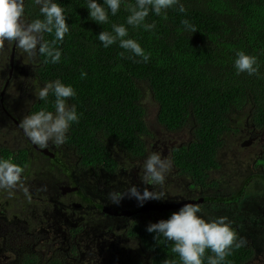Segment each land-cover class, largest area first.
<instances>
[{
    "label": "trees",
    "instance_id": "obj_1",
    "mask_svg": "<svg viewBox=\"0 0 264 264\" xmlns=\"http://www.w3.org/2000/svg\"><path fill=\"white\" fill-rule=\"evenodd\" d=\"M57 2L65 9L70 27L63 43L56 45L62 51L61 61L45 64V58L38 55L32 64L41 85L60 79L76 90L77 95L68 103L75 104L82 115L79 123L72 124L64 145L76 153L80 168L112 174L118 167L115 153L131 160L144 158L145 137L151 136L146 103L152 102L156 123L167 132L179 133L186 125L191 126L193 139L171 148L170 160L176 174L188 184L217 186L211 177L220 166L217 155L225 137L243 126L264 130V0H181L185 13L170 8L167 20L149 13L146 21L156 23L153 32L126 25L130 13L124 5L115 16L109 12V22L101 25L89 19L87 0ZM24 17L29 22L42 18L34 0H25ZM184 19L197 30H183ZM114 23L125 24L129 37L151 53L148 63L135 62L140 57L130 58L132 54L121 49L118 42L103 47L97 35L111 31ZM53 38L52 34H44L45 40ZM238 50L258 57L259 75H237L234 61ZM120 52L125 56H119ZM82 70L87 72L84 79L80 76ZM54 100L51 92L47 103L37 96L28 107V115L41 109L54 112ZM8 153L3 147L0 160H8ZM62 158L58 153L44 158V167L39 170L56 175L63 161L67 165ZM10 162L24 166L17 156ZM256 166L264 167V153ZM163 201H169L168 196ZM173 212L165 213L164 218ZM148 225H136L131 230L139 235V249L148 251L147 262L124 256L120 264H163L166 259H175L179 264L178 254L172 252L174 242L163 237L154 239L155 233L147 231ZM111 228L113 225H109ZM211 255L214 253L206 250L204 264ZM253 255L254 250L243 244L227 259L231 264H246ZM54 264L65 263L56 259Z\"/></svg>",
    "mask_w": 264,
    "mask_h": 264
},
{
    "label": "flooded vegetation",
    "instance_id": "obj_2",
    "mask_svg": "<svg viewBox=\"0 0 264 264\" xmlns=\"http://www.w3.org/2000/svg\"><path fill=\"white\" fill-rule=\"evenodd\" d=\"M5 44L6 41L3 46ZM3 50H8L9 53L5 55L6 61L0 63V157L2 148L6 147L9 151L7 159L11 161L13 156L19 157L20 161H24L22 167L24 171L21 180L14 188L0 189V264H54L56 259L67 264L70 255H75V250L80 256L77 264H102L99 261L101 253L99 254L96 251L102 250L105 241L108 249L115 254V264H120L124 256L129 259L137 257L144 260L143 262H147L148 251L139 249L142 245L138 239L139 235L131 231L134 226L138 225L139 228L142 227L140 225L145 224L136 219L139 215L148 212L150 214V222L148 223H156L165 219V213L178 211L182 206L177 209H143V206L152 204L145 202L141 206V204H137L138 201L130 205L123 204V200H121V204L114 203L112 207L99 201L85 186H82V188L73 179L71 175L72 166L69 162H66V165L63 161L64 166L61 165V170L56 172V175L53 174L55 177L49 175L48 171L39 170V168L44 167V158L53 157L55 153L62 157V154L60 151H51L53 146L51 141L49 142L50 146L47 148H41L39 145L34 144L20 126L23 118L28 115L29 105L38 95L36 94L28 99L29 105L26 110L20 108L19 104L25 94L20 92L22 84L20 80L17 81L19 77H15L17 66L13 63V60L16 54V46L12 43L5 46ZM33 67L32 64L31 74L35 77ZM182 132L191 135V126L186 125L179 133ZM261 133L264 134V130ZM171 134L162 128L157 136L159 145L156 147L158 150H155V152L162 154L163 151L168 156L174 145H183V142L178 143L177 139L171 140ZM149 140L150 137H145V143H149ZM263 153L264 144L263 150L257 159H260ZM114 157L131 161V158L127 155ZM79 161L77 159L75 162L77 168H80ZM117 162L118 167L112 174L97 168H87L83 171L89 173H86L87 179L93 183L104 181L106 175L113 176L117 170H122L125 167L121 166L118 159ZM67 166L70 168L69 171L65 168ZM127 167L131 168L130 166ZM257 167L263 172L256 173L258 174L256 177L264 183V167ZM251 174L255 173H250L247 176ZM246 177L242 180L238 190L234 192L222 189L217 179H215L217 186L210 184L207 186L193 185L186 182L181 186H175L176 189L169 192L168 195L162 193L161 200L168 196L169 201L162 203L174 204L181 201L198 203L203 209L202 214L205 216L211 214L214 219L218 218L213 216L214 213H218L219 208H221L222 214L219 217H227L231 225L236 227L238 237L241 240L240 228L243 216L240 212V199L247 184L254 178ZM83 180L90 183L86 179ZM58 187L62 193L59 192ZM52 190L56 194L52 193ZM195 190L197 194H195ZM155 204V206H159V203L155 202ZM86 206L88 207L85 208ZM80 208L83 209L71 212L70 217L67 219L63 218V215L69 212L68 209L74 211ZM229 209L232 210L230 213L227 212ZM48 211L54 214V217L50 218ZM84 211H90L93 215L85 217ZM109 225H113V228L109 229ZM44 227L48 231L44 230ZM75 227L79 228L78 231H72ZM115 229L120 230V236L116 237L114 235L113 230ZM105 231H108L107 239L103 235ZM60 235H65V238L59 239ZM120 237L124 238V242L118 241ZM66 238H68L67 242ZM71 240L73 241L72 245ZM129 241L137 244L132 255L125 244ZM242 241L244 245L249 246L255 252V255L246 264H264V242L255 245L250 238ZM58 243L65 245L63 250L68 252L67 256L60 258L57 255L60 249L55 250L53 246ZM85 250L88 251L82 254ZM102 253L106 254L107 252Z\"/></svg>",
    "mask_w": 264,
    "mask_h": 264
},
{
    "label": "clouds",
    "instance_id": "obj_3",
    "mask_svg": "<svg viewBox=\"0 0 264 264\" xmlns=\"http://www.w3.org/2000/svg\"><path fill=\"white\" fill-rule=\"evenodd\" d=\"M39 6L40 17L26 21L25 0H0V54L7 55L8 50L3 48L15 43L18 49L29 57L43 56L44 63L56 64L61 61L62 51L56 47L62 44L66 34L70 33L69 24L66 22L65 9L57 0H34ZM124 5L130 14L126 18V25L146 32H153L156 23H148L146 18L150 12L167 20V10L177 8L181 13L186 8L181 0H87L86 8L89 19L98 24L109 22V12L115 16ZM183 30L191 33L197 30L196 26L188 19L181 21ZM125 24H112V30H103L97 36L104 48H109L118 42L121 49L140 57L139 61L148 63L151 53L147 52L141 44L129 37V30ZM52 34L51 41L44 39V34ZM6 41L5 46H3ZM125 56V52L118 54ZM33 59V58H32ZM234 67L237 75L247 73L249 76L259 75L260 65L256 55L246 54L243 50L236 52ZM81 79L87 77V72L81 71ZM40 82V80H39ZM37 86L35 80L32 81ZM55 97L53 107L55 111L41 109L23 118L20 126L30 140L41 148H47L49 142L55 146L63 145L68 139V132L73 123H79L82 113H78L75 104H69V98L77 95L70 84L63 83L60 79L50 81L39 87L38 99L47 103L49 93ZM157 121V120H156ZM141 139H143L141 137ZM171 163L162 158L159 152H151L142 165V182L151 185H163L166 173L170 170ZM24 169L8 160H0V188L11 189L21 180ZM27 192V190H25ZM112 203L119 204L125 197L136 198L141 206L148 199H161L163 196L145 188L141 192L137 186L132 185L126 192L112 191L108 193ZM203 209L198 203H185L178 211L173 212L169 218L156 223H148L147 231L155 233L154 239L163 237L166 241L174 242L172 252L178 254L179 264H204L206 250H211L214 255L207 256V264H231L227 258L234 249L243 246L237 232L228 221L227 217H218L206 220ZM163 264H177L175 259L164 260Z\"/></svg>",
    "mask_w": 264,
    "mask_h": 264
},
{
    "label": "rangeland",
    "instance_id": "obj_4",
    "mask_svg": "<svg viewBox=\"0 0 264 264\" xmlns=\"http://www.w3.org/2000/svg\"><path fill=\"white\" fill-rule=\"evenodd\" d=\"M14 53H15V49H14ZM32 58L33 57H29L27 54L23 53L21 49H18L16 47V54L14 56L13 63L16 64L17 66L15 77L16 78L19 77L17 81L20 80V83L22 84V90H20V92L25 94L24 96H22L21 102L19 104L20 108L24 110H26L29 105L28 99L38 94L37 92L39 91V87H43V85L39 83V80L33 77V75L31 74V66L33 63ZM6 59H7L6 56L0 54V63H3V61H6ZM33 80L37 82V86L33 85L32 83ZM146 111H147L146 121L147 123H149L148 128L151 131V136L147 137V138L150 137V140L149 143L146 142L147 151L144 158L133 159L130 161L117 157V159L121 163V166H125V167L122 170H117V172L113 176L106 175L104 181H99L96 183L89 181L87 179V174H86L88 172L83 171V169L77 168L75 166V162L77 161V158L75 156L76 153H74L73 150H71L70 148L65 147L64 144L60 146H55L53 144L51 151L53 152L60 151L65 161L69 162L72 166L71 175L73 179L76 182H78L81 187L85 186L90 191V193L94 194V196L99 201L106 203L109 206L112 205L114 206V203H112L111 200L109 199L108 196L109 192L112 191L126 192L128 188L131 187L132 185L137 186L141 192H143L145 188H148L150 191L154 190L156 193L160 195H162V193L168 195L169 192L174 191L176 189L175 186L177 185L181 186L186 182H188V180L184 181L183 177L177 175L176 172L173 170L174 167L170 160L171 153L167 156V153L164 154L162 151V158H166L171 163V168L166 173V179L164 184L157 185L153 188V186L145 185L142 182L141 180V177L143 175L142 165L146 160L147 156L151 152L153 151L155 152V150H158L156 149V147L159 145L157 143V139H158L157 136L162 130V126L156 123L155 120L156 106L154 105V103L147 102ZM171 138H172L171 140L177 139L178 143L183 142V144H185L186 142L192 140L193 136L189 135L187 132L184 133L177 132V133H172ZM263 144H264V134H262L260 131L250 126H243L238 130V132L230 133L229 135H227L224 139L222 147L218 150L217 158L220 163V166L215 172H213V174L211 173L213 175V177H211L212 178L211 180L217 179L221 184V188L224 190H228L230 192L237 191L238 187L242 183V180L248 174L263 172L259 167L255 166L256 159L260 156L263 150ZM114 155L120 156L116 153ZM127 166H130L131 168ZM65 168L68 171L70 170L69 166ZM82 178L86 179L90 183H86ZM46 180L48 181V179ZM251 180L252 181L249 184H247L244 193L240 199V212L242 213L243 216L241 228H240V234H241V240L250 238L252 243H254L255 245H260L264 242V183L258 177H254ZM4 189L7 190L6 188ZM59 192L62 193L60 189ZM52 193H55V191L52 190ZM195 194H197L196 190H195ZM122 200H123L122 202L123 204H130V205H133L136 202H138L136 198L129 196H125ZM145 202L162 203L165 201L161 199H148ZM87 207L88 206H86L85 208ZM82 209L83 208H80L74 211H70V209H68L67 211L69 212L67 214H64L63 218L67 219L68 217H70L71 212H76ZM221 210L222 209L219 208V212L214 213L213 216L219 217L222 214ZM231 211L232 210L230 209L227 210L228 213H230ZM48 212L50 218L54 217V214H52L50 211ZM83 214L85 217H87L88 215L89 216L93 215L90 211L88 212L84 211ZM202 215L206 220H214L211 214H209V216H205L204 214ZM149 216L150 214L148 212H145L139 215L138 219L136 220H140L143 223L148 224V222H150ZM43 224H45V222H43ZM43 229L48 231L46 227H44ZM113 231L116 237L120 236L121 234L120 230L115 229ZM103 235L107 239L108 231L103 232ZM63 238H65V235L59 236V239H63ZM67 241L68 238H66V242ZM118 241L124 242V238L120 237L118 238ZM72 244L73 241L71 240V245ZM125 244L129 249V253L132 255L134 253V249L137 247V244L131 241L126 242ZM64 248L65 245L64 244L61 245L60 243L53 246V249L55 250L60 249V251L57 252V255L60 258L65 257L68 254V252L63 250ZM87 251L88 250H85L84 252H82V254H84ZM104 251L107 253L106 254L102 253ZM96 252H98L99 254L101 253L99 261L102 262V264H115V260H116L115 254L108 249L106 241L102 246V250ZM76 254L77 251L75 250V255L73 254L70 255L71 257L67 260V264H77L78 260L80 259V256ZM261 254L262 252L260 253V255Z\"/></svg>",
    "mask_w": 264,
    "mask_h": 264
},
{
    "label": "water",
    "instance_id": "obj_5",
    "mask_svg": "<svg viewBox=\"0 0 264 264\" xmlns=\"http://www.w3.org/2000/svg\"><path fill=\"white\" fill-rule=\"evenodd\" d=\"M156 120V118H155ZM185 203H188V201H181V202H178V203H174V204H168V203H159V206H155L156 204L155 203H149V204H152V205H148V206H143L142 208L145 209V208H156V209H177L179 208L180 206H183Z\"/></svg>",
    "mask_w": 264,
    "mask_h": 264
}]
</instances>
